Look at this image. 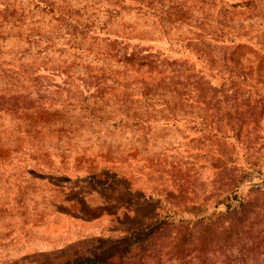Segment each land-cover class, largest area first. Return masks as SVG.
Wrapping results in <instances>:
<instances>
[{
    "label": "rangeland",
    "instance_id": "obj_1",
    "mask_svg": "<svg viewBox=\"0 0 264 264\" xmlns=\"http://www.w3.org/2000/svg\"><path fill=\"white\" fill-rule=\"evenodd\" d=\"M238 1L176 0L160 18L121 0H0V264L92 255L100 236L191 206L216 211L118 264H264V0Z\"/></svg>",
    "mask_w": 264,
    "mask_h": 264
},
{
    "label": "trees",
    "instance_id": "obj_2",
    "mask_svg": "<svg viewBox=\"0 0 264 264\" xmlns=\"http://www.w3.org/2000/svg\"><path fill=\"white\" fill-rule=\"evenodd\" d=\"M121 1L140 5L141 7L143 6L145 8L148 7L147 4L140 0ZM155 1L157 2V0H152V3H155ZM165 2L168 4H174L176 0H165ZM253 2L254 0H239L237 4L247 6L249 4H252ZM146 3H151V1ZM166 3L161 4L160 7L155 4V6H152V8L147 9H151L152 12L158 17H164L165 11L163 9H165ZM187 8L190 7L187 6ZM212 37L227 43L233 42L235 44H239L246 42V40H242L240 33H234L232 34V36L214 33V36ZM247 42L250 44L253 43V46H257L259 45V43L263 42L262 45L264 47V41L251 42L250 38H248ZM261 49L263 48L261 47ZM199 78L200 80L205 81V76L203 74H201ZM247 81V78H244L243 82ZM236 88L238 87L236 86ZM220 90L224 93L223 89ZM229 196L230 195L228 194L227 198H225L224 200V205L226 206L227 210H230L233 207V200ZM207 211L210 212H208V214L207 212L203 214L204 209H201L197 206L186 207L182 210L180 208L164 209L160 212L153 214L152 217L148 218L146 221L142 222L139 225L129 227L118 233L106 237L100 236L98 238V240H100L101 242L99 245L100 251L94 252L92 255H84L81 253L70 255L69 257H66L65 260L60 261L57 264H118L120 262V259L124 256L123 253L125 251L129 252L133 246L136 247L139 245H144L146 244V242H152V248H155V242L159 238L160 232L164 229L169 228L173 230L178 229V232H175L173 238L181 242L184 237H187L190 234L189 231L191 230V228L197 227L201 219L209 218L213 213H215L216 209L214 208L212 211L210 209H207ZM182 221H186V224H183ZM23 262H26L27 264H34L36 263V259H31V257L29 256H24L13 264H21Z\"/></svg>",
    "mask_w": 264,
    "mask_h": 264
}]
</instances>
